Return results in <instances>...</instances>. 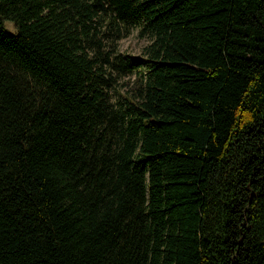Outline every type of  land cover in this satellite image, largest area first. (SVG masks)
I'll return each instance as SVG.
<instances>
[{"label": "trees", "instance_id": "obj_1", "mask_svg": "<svg viewBox=\"0 0 264 264\" xmlns=\"http://www.w3.org/2000/svg\"><path fill=\"white\" fill-rule=\"evenodd\" d=\"M0 264H264V0H0Z\"/></svg>", "mask_w": 264, "mask_h": 264}, {"label": "rangeland", "instance_id": "obj_2", "mask_svg": "<svg viewBox=\"0 0 264 264\" xmlns=\"http://www.w3.org/2000/svg\"><path fill=\"white\" fill-rule=\"evenodd\" d=\"M4 26L10 32H14L15 30L14 27L8 21H4ZM102 29L105 30V26H103ZM149 40V35L147 33L142 34L138 26H131L129 28L128 33L115 42L116 50L118 52L129 54L131 56H138L142 53L145 45H147ZM121 80L122 79L117 80V85L118 83H120ZM124 90L125 87H120V92ZM110 100L117 105L114 94L110 95Z\"/></svg>", "mask_w": 264, "mask_h": 264}]
</instances>
